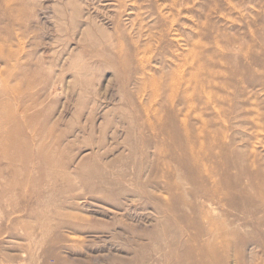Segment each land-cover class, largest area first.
I'll return each mask as SVG.
<instances>
[{
  "label": "rangeland",
  "instance_id": "obj_1",
  "mask_svg": "<svg viewBox=\"0 0 264 264\" xmlns=\"http://www.w3.org/2000/svg\"><path fill=\"white\" fill-rule=\"evenodd\" d=\"M182 258L264 264V0H0V264Z\"/></svg>",
  "mask_w": 264,
  "mask_h": 264
},
{
  "label": "bare ground",
  "instance_id": "obj_2",
  "mask_svg": "<svg viewBox=\"0 0 264 264\" xmlns=\"http://www.w3.org/2000/svg\"><path fill=\"white\" fill-rule=\"evenodd\" d=\"M184 135H185L184 140H187L190 143V137H188L186 133H184ZM184 151H186L185 158H188V157H190L191 159H193V158L196 159L197 158V156L194 154V150H193V148L191 146H188V149H184ZM185 158H183L184 163H185ZM200 236L201 235L198 234V235H196L193 238L195 240H197V239H199ZM193 238H190V239L193 240ZM201 249H203V247ZM183 253L184 254H188L190 257H192V255L194 254V250H192V249H190V247H188L187 250L183 251ZM181 263H183V264H197V262H191V263L190 262H186L184 258L181 259L180 264Z\"/></svg>",
  "mask_w": 264,
  "mask_h": 264
}]
</instances>
